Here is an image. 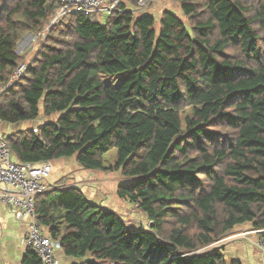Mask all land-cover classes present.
<instances>
[{
  "label": "trees",
  "instance_id": "obj_1",
  "mask_svg": "<svg viewBox=\"0 0 264 264\" xmlns=\"http://www.w3.org/2000/svg\"><path fill=\"white\" fill-rule=\"evenodd\" d=\"M137 2L103 24L74 10L55 20L58 0H0V87L29 64L0 97V122L45 120L5 136L13 161L74 158L125 181L117 197L147 227L74 187L36 197L40 224L82 264H243L217 244L264 230V0H168L178 11L159 19ZM28 34L38 48L17 53ZM21 264L41 263L25 250Z\"/></svg>",
  "mask_w": 264,
  "mask_h": 264
},
{
  "label": "crops",
  "instance_id": "obj_2",
  "mask_svg": "<svg viewBox=\"0 0 264 264\" xmlns=\"http://www.w3.org/2000/svg\"><path fill=\"white\" fill-rule=\"evenodd\" d=\"M169 6L168 0H158L152 9L160 14L162 10L170 8ZM26 123L22 122L19 124L22 126ZM17 125L0 122V133L11 134L16 131H21L22 127H17ZM35 127L37 126H30V128ZM51 166L52 173L46 182L49 187L48 193L61 186L80 189L85 198L92 204L118 213L120 218L127 223L122 216H128L127 211L132 205L127 200L117 197L116 188L119 182L112 177L111 173L104 171V174H100V172L82 170L74 158L56 160L51 163ZM123 213L124 215H122ZM53 214L59 219L58 224L60 225L64 212L58 210ZM42 227L43 232L48 235V230L44 226ZM245 228L251 229L249 226ZM238 230L239 228L229 233L230 235H227L226 238L217 244L218 246H223L225 256L240 260L243 264H264V256L253 245L257 236L255 234L247 235L241 242H235L232 238L239 235ZM26 231V221L17 220L8 207L0 206V264H21L25 254L23 238ZM55 255L59 264H82L84 261L91 260L90 258L76 259L67 257L60 248L55 251Z\"/></svg>",
  "mask_w": 264,
  "mask_h": 264
},
{
  "label": "built area",
  "instance_id": "obj_3",
  "mask_svg": "<svg viewBox=\"0 0 264 264\" xmlns=\"http://www.w3.org/2000/svg\"><path fill=\"white\" fill-rule=\"evenodd\" d=\"M63 7L57 13L55 20L67 14L70 10L84 15L101 13L109 15L117 11L122 0H58ZM158 0H138L137 11L149 8ZM46 33L43 37L46 38ZM29 64H21L8 82L0 87V97L12 89L23 77ZM52 173L49 162H15L5 136L0 135V206L8 207L19 221L27 222V231L23 238L25 250L34 253L41 264H59L55 251L60 248L43 232L35 211V198L48 191L47 180ZM151 223V222H150ZM257 239L253 245L264 256V239L260 237L264 230L251 231Z\"/></svg>",
  "mask_w": 264,
  "mask_h": 264
},
{
  "label": "rangeland",
  "instance_id": "obj_4",
  "mask_svg": "<svg viewBox=\"0 0 264 264\" xmlns=\"http://www.w3.org/2000/svg\"><path fill=\"white\" fill-rule=\"evenodd\" d=\"M155 5L152 4L149 8L147 9H143L142 11H140V14H149V15H152L154 16L156 19H159L160 18V15H161V12L160 14L157 13L154 9H152V7ZM130 9H132L130 7ZM170 11H173V12H177L178 9L175 8V7H172L171 4H170V8H168ZM100 18L102 19V23L105 24V22L107 21V16L106 14H101ZM38 48V42L36 41L35 37L33 35H29L27 38H25L21 43L20 45L18 46L17 49H19V52H25V51H31L30 55L33 54V52ZM125 76H122V77H115V78H105V82L106 84L110 85L112 88H115L117 87L123 80H124ZM45 122V120L43 119V116L40 115L39 116V119L35 120V121H27L26 124L24 125H20L18 124L17 127H22V130L24 129H32L30 128V126H39L41 124H43ZM0 135L2 136H6L8 134L6 133H0ZM116 163V150H112L110 151L109 153H107L104 158H103V164L106 168H109V167H112L114 166ZM105 171V170H104ZM104 171H95V172H100V174H104L103 172ZM105 172H108V173H111L112 174V177L114 179H117V181L119 182L118 185H120L122 182H125L122 177L119 175V174H116L117 172H114V171H111V170H106ZM116 181V180H115ZM116 181V182H117ZM116 184V183H115ZM128 213V216L125 217V216H122L124 217V219L127 221V226L129 229L131 230H138L141 226H144V227H147V221H146V218L145 216L139 212L138 210H136L133 206L129 207V210L127 211ZM124 215V213L122 214ZM248 231H251V229H246V228H239V230L237 231L239 233L238 236H235L234 238H232L233 241L235 242H241L242 240H244V237L245 236H249L251 235L250 232ZM249 234H248V233ZM246 234V235H245Z\"/></svg>",
  "mask_w": 264,
  "mask_h": 264
},
{
  "label": "water",
  "instance_id": "obj_5",
  "mask_svg": "<svg viewBox=\"0 0 264 264\" xmlns=\"http://www.w3.org/2000/svg\"><path fill=\"white\" fill-rule=\"evenodd\" d=\"M30 34H28V35H26L19 43H18V45L17 46H19L20 45V43L25 39V38H27L28 36H29ZM17 53H20L19 52V49H17Z\"/></svg>",
  "mask_w": 264,
  "mask_h": 264
}]
</instances>
